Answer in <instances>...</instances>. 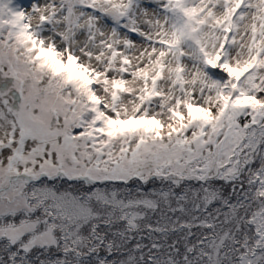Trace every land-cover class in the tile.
I'll use <instances>...</instances> for the list:
<instances>
[{
  "label": "snow or ice",
  "instance_id": "obj_1",
  "mask_svg": "<svg viewBox=\"0 0 264 264\" xmlns=\"http://www.w3.org/2000/svg\"><path fill=\"white\" fill-rule=\"evenodd\" d=\"M0 264H264V0H0Z\"/></svg>",
  "mask_w": 264,
  "mask_h": 264
}]
</instances>
